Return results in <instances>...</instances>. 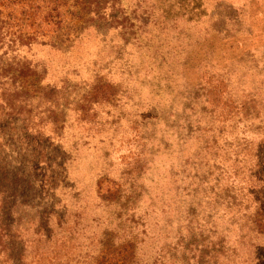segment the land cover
Here are the masks:
<instances>
[{
  "label": "rangeland",
  "instance_id": "374dc122",
  "mask_svg": "<svg viewBox=\"0 0 264 264\" xmlns=\"http://www.w3.org/2000/svg\"><path fill=\"white\" fill-rule=\"evenodd\" d=\"M179 2L140 54L85 33L62 47L77 25L67 17L59 36L8 48L42 61L46 81L79 92L104 71L127 91L98 109V124L69 112L63 131L35 129L28 147L1 150L0 264H92L129 244L137 264H264V237L245 218L219 217L218 203L197 206L207 193L190 178L210 158L195 131L216 127L221 112L229 139H258L231 109L264 108V0ZM229 163L223 185H238Z\"/></svg>",
  "mask_w": 264,
  "mask_h": 264
},
{
  "label": "trees",
  "instance_id": "16d2710c",
  "mask_svg": "<svg viewBox=\"0 0 264 264\" xmlns=\"http://www.w3.org/2000/svg\"><path fill=\"white\" fill-rule=\"evenodd\" d=\"M183 7L179 0H0V159L1 150L9 151L19 142L28 147V134L35 129L49 126L56 132L63 131L69 112L83 125L98 124V109L116 104L127 91L124 81L104 71L96 72L97 78L79 92L68 82L61 85L46 81L48 72L42 61L15 52L31 47L41 36H59L67 17L77 25L62 47L81 41L85 33L87 38L94 37V43L102 40L109 46L116 44L120 52L136 50L133 54H140L148 51L158 26H163L170 13L174 16L172 8L179 12ZM13 27H19L18 33L11 32ZM13 45H17L15 52L8 50ZM231 110L242 114L236 127L244 124L249 133L259 135L258 139H240L234 133L233 141L224 135L222 123L229 115L225 111L218 115L221 121L216 127L208 125L201 132L195 131L198 138H205L201 149L210 155L203 173L195 172L190 177L192 181L199 178L195 190L207 193L197 199V206L203 201L218 203L217 207L224 209H219V217H229L235 226L245 218L247 232L264 237V108L253 104ZM227 163L233 173H239L238 185L234 181L223 185L227 173L222 167ZM3 212L2 208L1 239L7 227ZM129 245L101 251L92 264H137L134 245Z\"/></svg>",
  "mask_w": 264,
  "mask_h": 264
}]
</instances>
